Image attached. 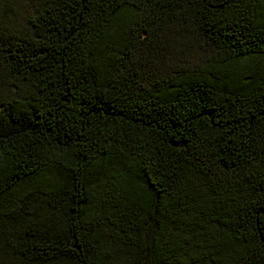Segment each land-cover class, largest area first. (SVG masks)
<instances>
[{
    "label": "trees",
    "instance_id": "1",
    "mask_svg": "<svg viewBox=\"0 0 264 264\" xmlns=\"http://www.w3.org/2000/svg\"><path fill=\"white\" fill-rule=\"evenodd\" d=\"M0 0V264H264V0Z\"/></svg>",
    "mask_w": 264,
    "mask_h": 264
},
{
    "label": "rangeland",
    "instance_id": "2",
    "mask_svg": "<svg viewBox=\"0 0 264 264\" xmlns=\"http://www.w3.org/2000/svg\"><path fill=\"white\" fill-rule=\"evenodd\" d=\"M34 0H21L16 6V11L19 13V20H22L24 13L30 8Z\"/></svg>",
    "mask_w": 264,
    "mask_h": 264
}]
</instances>
